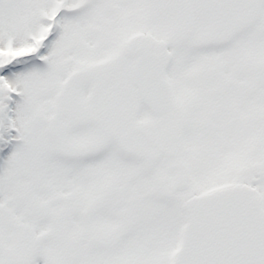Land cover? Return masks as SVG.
Returning <instances> with one entry per match:
<instances>
[{"label":"snow or ice","instance_id":"6c2138e0","mask_svg":"<svg viewBox=\"0 0 264 264\" xmlns=\"http://www.w3.org/2000/svg\"><path fill=\"white\" fill-rule=\"evenodd\" d=\"M0 264H264V0H0Z\"/></svg>","mask_w":264,"mask_h":264}]
</instances>
